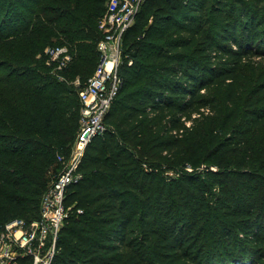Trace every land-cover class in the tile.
Masks as SVG:
<instances>
[{
	"label": "trees",
	"instance_id": "obj_1",
	"mask_svg": "<svg viewBox=\"0 0 264 264\" xmlns=\"http://www.w3.org/2000/svg\"><path fill=\"white\" fill-rule=\"evenodd\" d=\"M106 13L0 0V229L38 218L71 154ZM138 17L51 264H264V0H145Z\"/></svg>",
	"mask_w": 264,
	"mask_h": 264
},
{
	"label": "built area",
	"instance_id": "obj_2",
	"mask_svg": "<svg viewBox=\"0 0 264 264\" xmlns=\"http://www.w3.org/2000/svg\"><path fill=\"white\" fill-rule=\"evenodd\" d=\"M144 1L106 0L107 13L100 23L105 33L97 44L100 58L79 92V131L71 154L68 159L59 157L63 168L44 192L38 218L29 222L16 218L0 229V264H51L67 214L64 205L67 187L81 177L79 166L88 143L106 131L105 116L121 84L119 63L123 36ZM45 52L49 60L58 63V68L70 60L64 45L48 47Z\"/></svg>",
	"mask_w": 264,
	"mask_h": 264
},
{
	"label": "rangeland",
	"instance_id": "obj_3",
	"mask_svg": "<svg viewBox=\"0 0 264 264\" xmlns=\"http://www.w3.org/2000/svg\"><path fill=\"white\" fill-rule=\"evenodd\" d=\"M142 4H143V3H142ZM140 8H141V7H140ZM140 8H139V10H138V13H137V15H136V17H135V19H134L132 25H131L129 28H133L135 25H137V24H139V23L142 24V21L139 20V17H138V15H139V11H140ZM152 21H153V17L151 16L150 19L147 21L146 26H148L149 23H152ZM104 31H105V30H104ZM122 46H123V41H122ZM48 47H51V46H48ZM48 47H46V48H48ZM205 169H206L205 166L202 165V166L198 167V168L196 169V171H197V172L202 171L203 173H205V171H206ZM205 176H206V175H205ZM205 176H203V177H205Z\"/></svg>",
	"mask_w": 264,
	"mask_h": 264
}]
</instances>
